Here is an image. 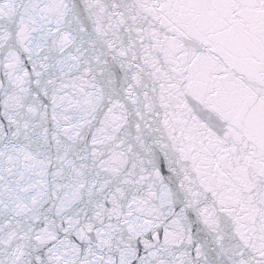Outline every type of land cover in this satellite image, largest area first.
Wrapping results in <instances>:
<instances>
[{
  "label": "snow or ice",
  "instance_id": "6c2138e0",
  "mask_svg": "<svg viewBox=\"0 0 264 264\" xmlns=\"http://www.w3.org/2000/svg\"><path fill=\"white\" fill-rule=\"evenodd\" d=\"M0 264H264V0H0Z\"/></svg>",
  "mask_w": 264,
  "mask_h": 264
}]
</instances>
